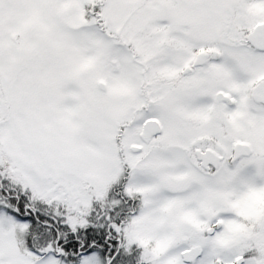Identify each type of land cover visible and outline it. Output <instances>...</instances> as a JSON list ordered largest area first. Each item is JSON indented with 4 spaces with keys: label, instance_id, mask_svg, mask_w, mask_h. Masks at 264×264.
Masks as SVG:
<instances>
[{
    "label": "snow or ice",
    "instance_id": "6c2138e0",
    "mask_svg": "<svg viewBox=\"0 0 264 264\" xmlns=\"http://www.w3.org/2000/svg\"><path fill=\"white\" fill-rule=\"evenodd\" d=\"M0 264H264V0H0Z\"/></svg>",
    "mask_w": 264,
    "mask_h": 264
}]
</instances>
